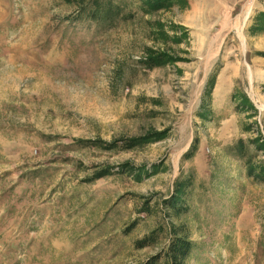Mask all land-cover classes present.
I'll list each match as a JSON object with an SVG mask.
<instances>
[{
  "label": "rangeland",
  "instance_id": "1",
  "mask_svg": "<svg viewBox=\"0 0 264 264\" xmlns=\"http://www.w3.org/2000/svg\"><path fill=\"white\" fill-rule=\"evenodd\" d=\"M253 2L0 0V264H264Z\"/></svg>",
  "mask_w": 264,
  "mask_h": 264
},
{
  "label": "crops",
  "instance_id": "2",
  "mask_svg": "<svg viewBox=\"0 0 264 264\" xmlns=\"http://www.w3.org/2000/svg\"><path fill=\"white\" fill-rule=\"evenodd\" d=\"M250 2H251L252 5H254L253 0H250ZM225 8H228V9H227V10H224ZM223 10H224V11H223ZM223 10L220 11V13L218 12V16L220 17V18H219L220 21L223 19V17H224L225 15H227V14L232 15V14H231V7H230V6L227 5L226 7H223Z\"/></svg>",
  "mask_w": 264,
  "mask_h": 264
}]
</instances>
